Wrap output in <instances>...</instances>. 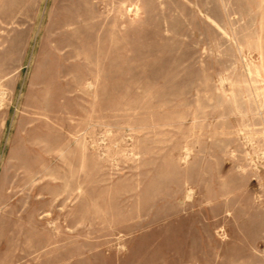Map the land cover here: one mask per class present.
Wrapping results in <instances>:
<instances>
[{
  "label": "rangeland",
  "instance_id": "rangeland-1",
  "mask_svg": "<svg viewBox=\"0 0 264 264\" xmlns=\"http://www.w3.org/2000/svg\"><path fill=\"white\" fill-rule=\"evenodd\" d=\"M0 264H264V0H0Z\"/></svg>",
  "mask_w": 264,
  "mask_h": 264
}]
</instances>
